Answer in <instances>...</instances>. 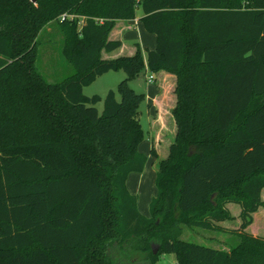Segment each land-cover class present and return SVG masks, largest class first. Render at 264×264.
Instances as JSON below:
<instances>
[{
  "label": "trees",
  "instance_id": "obj_1",
  "mask_svg": "<svg viewBox=\"0 0 264 264\" xmlns=\"http://www.w3.org/2000/svg\"><path fill=\"white\" fill-rule=\"evenodd\" d=\"M140 8L155 45L103 58L117 19ZM54 22L70 75L36 68L39 32ZM174 74V138L157 161L148 216L127 190L143 169L129 86L144 68ZM125 77L99 112L82 87L109 70ZM152 154L155 151L150 148ZM264 0H0V264H264L248 227L264 206ZM238 204V223L228 204ZM181 225L238 237L227 250L186 241ZM157 241L156 252L151 241ZM130 261V260H129Z\"/></svg>",
  "mask_w": 264,
  "mask_h": 264
},
{
  "label": "rangeland",
  "instance_id": "obj_2",
  "mask_svg": "<svg viewBox=\"0 0 264 264\" xmlns=\"http://www.w3.org/2000/svg\"><path fill=\"white\" fill-rule=\"evenodd\" d=\"M140 11V8L136 10L138 13H140ZM151 35L154 37L153 33ZM38 39L41 41V43L37 46L36 68L43 75L45 80L47 82H54L70 75V72L72 71L71 64H69L65 57L60 54L61 34L57 28V25H55L53 21L45 24L44 28L38 34ZM105 54L106 53L103 50L102 54L100 53V56L103 58L112 57L105 56ZM148 76H152L150 82H147ZM124 77L125 73L121 69L106 71L102 73V75L97 76L87 85L83 86V94L86 96L97 95L99 100L95 103V106L97 110L101 112L103 109L102 102L104 95L108 90L111 89L115 93L116 98H118L116 85L119 80ZM158 81L159 76L157 73L142 69L141 72L135 76V78L128 81V84L137 92L144 93L147 87L156 85ZM140 103L138 116L144 135L146 136V103L144 100ZM161 152L163 153L164 151L161 150ZM163 156L165 157V154L161 157ZM260 196H262V199L264 200V189L261 190ZM228 208L230 213L235 216V219L222 221L221 224L225 226H234L239 221L237 217V212L239 209L238 204H228ZM259 211L264 212V206L259 207L255 211L254 219L249 225V229L251 232H255L264 236V214L262 212L259 213ZM179 237L186 241L190 240L202 245L212 246L219 249L223 248L225 250L235 245L238 241L237 236L226 231L200 229L197 227H190L189 225H181V233ZM151 244L153 247H156L157 241L152 240ZM110 249V254L114 259H116L117 264H135L136 259H138L137 255L130 254V257L127 258V262L119 261V250L116 247H111ZM155 264H175L174 254H161L156 260Z\"/></svg>",
  "mask_w": 264,
  "mask_h": 264
},
{
  "label": "crops",
  "instance_id": "obj_3",
  "mask_svg": "<svg viewBox=\"0 0 264 264\" xmlns=\"http://www.w3.org/2000/svg\"><path fill=\"white\" fill-rule=\"evenodd\" d=\"M140 17L141 11L136 12L133 19H117L113 22L114 25L107 38L119 39L121 44L113 51H105V56L115 58L120 54H131L138 45L145 60V49L154 47L155 38L151 35L152 33L146 32ZM143 69L146 70L145 66ZM155 73L159 76L158 83L147 87L143 93L146 103L147 130L146 136L143 132L144 138L137 145V150L146 156V160L141 171L129 172L125 179L127 190L135 196L136 209L143 216H148V206L156 192L154 177L157 161L164 157H161L162 155L167 154V148L175 135V122L171 114L175 104V76L164 70ZM150 148L155 151V154L151 153ZM161 150L164 152L162 153ZM261 212L264 214L263 211H259Z\"/></svg>",
  "mask_w": 264,
  "mask_h": 264
},
{
  "label": "water",
  "instance_id": "obj_4",
  "mask_svg": "<svg viewBox=\"0 0 264 264\" xmlns=\"http://www.w3.org/2000/svg\"><path fill=\"white\" fill-rule=\"evenodd\" d=\"M31 2H34L35 0H30ZM151 248L153 249V252L155 253L156 252V247H153V245L151 244Z\"/></svg>",
  "mask_w": 264,
  "mask_h": 264
},
{
  "label": "built area",
  "instance_id": "obj_5",
  "mask_svg": "<svg viewBox=\"0 0 264 264\" xmlns=\"http://www.w3.org/2000/svg\"><path fill=\"white\" fill-rule=\"evenodd\" d=\"M151 76H148V78H147V82H150L151 81Z\"/></svg>",
  "mask_w": 264,
  "mask_h": 264
}]
</instances>
